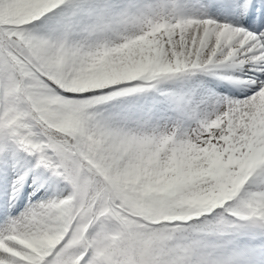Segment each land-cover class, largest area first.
<instances>
[{
    "label": "snow or ice",
    "instance_id": "6c2138e0",
    "mask_svg": "<svg viewBox=\"0 0 264 264\" xmlns=\"http://www.w3.org/2000/svg\"><path fill=\"white\" fill-rule=\"evenodd\" d=\"M0 264H264V0H0Z\"/></svg>",
    "mask_w": 264,
    "mask_h": 264
}]
</instances>
